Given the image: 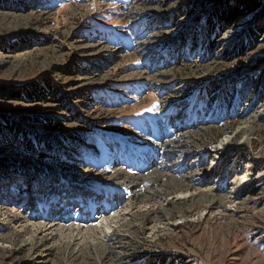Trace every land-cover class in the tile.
Masks as SVG:
<instances>
[{
  "label": "rangeland",
  "instance_id": "obj_1",
  "mask_svg": "<svg viewBox=\"0 0 264 264\" xmlns=\"http://www.w3.org/2000/svg\"><path fill=\"white\" fill-rule=\"evenodd\" d=\"M234 2L0 0V84H53L68 107L0 95L17 127L0 133V264H264V99L238 115L204 105L196 82L233 70L235 30L213 60L184 61ZM245 21L264 22V0ZM247 55L236 85L264 70V34Z\"/></svg>",
  "mask_w": 264,
  "mask_h": 264
},
{
  "label": "trees",
  "instance_id": "obj_2",
  "mask_svg": "<svg viewBox=\"0 0 264 264\" xmlns=\"http://www.w3.org/2000/svg\"><path fill=\"white\" fill-rule=\"evenodd\" d=\"M261 1L263 0H235L234 4H223L219 8L209 11L208 16L205 17V24L203 25V44L205 47L203 53L198 56L200 60L194 61L193 50H191V53L184 60L186 63H207L213 60L216 49H220L218 41L224 31L228 29L235 30L234 41L227 49L222 47L224 49L223 58L224 60L233 62V70L230 71L228 69L229 71H226L224 69H217L206 80L196 82L201 93H206L208 97L206 104L209 106L210 99H212L213 107L218 111L221 110L219 108L227 109L237 103L236 108L239 107V110L234 111L235 108L233 111L238 115L241 114V109L243 111H246L248 108L254 109L264 99V70L245 75L239 85H236L234 82L236 76H239L240 73L245 71V65L251 62V59H248L247 51L256 45L259 36L264 34V22L253 26L245 21L254 15ZM186 14V16H191V13L188 11ZM176 17L179 16L176 14ZM197 21L198 19L196 23ZM195 35L196 32H193L190 34V37L195 39ZM11 92V89L9 90L0 84V95H6L11 100L20 99V101L28 100L31 102L38 100L42 103H53L58 107V111L60 112L66 111L68 108L65 101V94L60 89L54 87L53 84H46V86L35 87L28 91H20L18 93L12 92L11 94ZM230 112L233 113L232 111ZM245 113L248 114V112ZM51 119H48V122H45L44 125L51 124ZM9 122V120L0 121V133L7 132L12 134L17 131V127H14V124ZM11 127L13 128L9 130ZM77 135L79 133L74 132V138ZM45 160L47 159L45 158ZM47 161L54 162L52 160Z\"/></svg>",
  "mask_w": 264,
  "mask_h": 264
},
{
  "label": "bare ground",
  "instance_id": "obj_3",
  "mask_svg": "<svg viewBox=\"0 0 264 264\" xmlns=\"http://www.w3.org/2000/svg\"><path fill=\"white\" fill-rule=\"evenodd\" d=\"M145 142V141H144ZM169 159V158H168ZM144 164V163H143ZM160 166V165H159ZM86 168V167H85ZM172 169V168H171ZM174 169V168H173ZM142 171V170H141ZM218 175V174H217ZM216 175V176H217ZM218 177V176H217ZM122 181V180H121ZM151 182V181H150ZM123 183V182H122ZM117 186V185H116ZM116 191V190H115ZM103 192V191H102ZM131 193V192H130ZM112 194V193H111ZM200 194L204 197H208L209 199H210V202H212L213 204H215V201H217V199H215V196L214 195H212V194H210L208 191H205V190H201V192H200ZM141 195V194H140ZM108 196V195H107ZM104 197H105V195H104ZM133 197V196H132ZM139 196H134L133 197V201L134 200H139V198H138ZM118 198V197H117ZM131 200V199H130ZM132 202V201H131ZM135 203V202H134ZM218 203V202H217ZM216 205V204H215ZM106 209V208H105ZM63 210V209H62ZM92 213H93V209H92ZM108 214V213H107ZM47 219H50V218H47ZM26 221H28V220H26ZM51 220H49V222H50ZM51 222H53V220L51 221ZM26 223V222H25ZM61 223L63 224V223H70V219H67V220H64V221H61ZM57 224L55 223V224H49V225H46V224H44V225H42V224H38V226H36L35 228H36V230L37 231H39V234H43L42 236H40V237H37V236H32L31 238H29L27 241H24L25 243H26V245H29V244H31V246H33V245H35L34 243H33V241L35 240V243H38V242H40V241H44V242H49L50 240H52V234H53V232L55 231V229H61L62 227H57L56 226ZM33 226H35V225H33ZM57 227V228H56ZM71 227H69L68 229H70ZM107 228H108V226H107ZM63 229V228H62ZM87 230V229H86ZM84 231V230H83ZM88 231V230H87ZM95 232H96V230H95ZM38 233V232H37ZM36 233V234H37ZM35 234V235H36ZM43 261V260H42Z\"/></svg>",
  "mask_w": 264,
  "mask_h": 264
}]
</instances>
